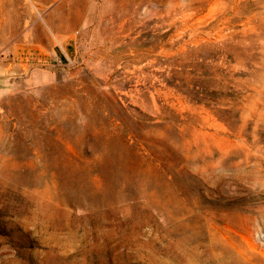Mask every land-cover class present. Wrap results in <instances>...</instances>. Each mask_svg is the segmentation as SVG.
I'll return each instance as SVG.
<instances>
[{"label":"rangeland","instance_id":"374dc122","mask_svg":"<svg viewBox=\"0 0 264 264\" xmlns=\"http://www.w3.org/2000/svg\"><path fill=\"white\" fill-rule=\"evenodd\" d=\"M0 264H264V0H0Z\"/></svg>","mask_w":264,"mask_h":264},{"label":"bare ground","instance_id":"6f19581e","mask_svg":"<svg viewBox=\"0 0 264 264\" xmlns=\"http://www.w3.org/2000/svg\"><path fill=\"white\" fill-rule=\"evenodd\" d=\"M188 1V0H187ZM195 2V1H194ZM192 4V3H191ZM184 8V7H183ZM182 8V9H183ZM167 9V8H166ZM171 13V12H170ZM174 13V12H173ZM168 14V13H167ZM172 15V14H171ZM166 17V16H165ZM170 17V16H169ZM166 19V18H165ZM168 21V20H167ZM175 22V21H174ZM46 28V27H45ZM47 30V29H46ZM27 35V34H26ZM31 37V36H30ZM56 37H57V35H56ZM29 38V37H28ZM43 38V37H42ZM34 39V38H33ZM41 41V40H40ZM31 42V41H30Z\"/></svg>","mask_w":264,"mask_h":264}]
</instances>
